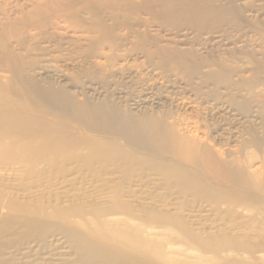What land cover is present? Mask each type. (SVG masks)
<instances>
[{"label":"rangeland","instance_id":"1","mask_svg":"<svg viewBox=\"0 0 264 264\" xmlns=\"http://www.w3.org/2000/svg\"><path fill=\"white\" fill-rule=\"evenodd\" d=\"M0 30V264H264V0H0Z\"/></svg>","mask_w":264,"mask_h":264},{"label":"bare ground","instance_id":"2","mask_svg":"<svg viewBox=\"0 0 264 264\" xmlns=\"http://www.w3.org/2000/svg\"><path fill=\"white\" fill-rule=\"evenodd\" d=\"M41 10H43V9L38 8L35 11V13H32V15L30 16V19H29L30 22L34 19V17L37 15V13L39 11H41ZM25 21H26V17L23 20H21L20 23L17 24V25L24 24ZM12 28H13V24H9V25L6 26V31L10 32L12 30ZM0 40L2 41L1 38H0ZM12 63L13 62L11 61L9 66H11ZM21 65L23 66L22 63H21ZM9 66H7V67H9ZM23 68L24 67H22V69ZM12 69H14V71L17 70V68L15 66H13ZM19 208H20V206H19ZM24 209L28 210V211H33L32 208H28V207H24ZM34 210H37V212H38L36 215H34V217H29V218L23 219L24 221L23 220H21V221H23V224L25 225V227L31 228L33 230L32 232L29 233L28 239H33L36 242L44 243L46 241V238L49 235L54 233V232H46V231L43 232L42 231L43 227L46 226V221L43 222L41 219L43 218V220H44V218H47L49 215L47 213H43V212L41 213L39 208L38 209H34ZM30 213H32V215L34 214V212H30ZM48 226L51 228L50 230H54V231H57L59 233H62L64 231H66L65 228L63 227L62 223H54V224H51V225H48ZM27 233H28V231H27ZM70 243L73 246V248L75 249V251H78V250L81 249V246L78 243H75V241L70 242ZM25 244H26V242H25ZM131 249H133V248H131ZM119 253L122 254V258H121L122 259V264H144L143 262L139 261V255L136 252H134V251L126 250V251H119ZM76 264H86V262L79 257V261Z\"/></svg>","mask_w":264,"mask_h":264}]
</instances>
